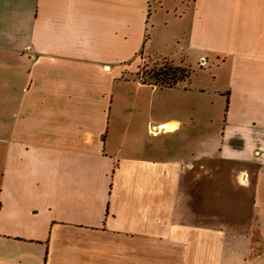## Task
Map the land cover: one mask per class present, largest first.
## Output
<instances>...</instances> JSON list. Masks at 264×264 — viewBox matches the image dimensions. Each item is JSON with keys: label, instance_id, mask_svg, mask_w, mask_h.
<instances>
[{"label": "crops", "instance_id": "crops-1", "mask_svg": "<svg viewBox=\"0 0 264 264\" xmlns=\"http://www.w3.org/2000/svg\"><path fill=\"white\" fill-rule=\"evenodd\" d=\"M171 3L164 61L215 69L203 128L146 145L111 119L149 0H0V264H264V0Z\"/></svg>", "mask_w": 264, "mask_h": 264}, {"label": "rangeland", "instance_id": "rangeland-1", "mask_svg": "<svg viewBox=\"0 0 264 264\" xmlns=\"http://www.w3.org/2000/svg\"><path fill=\"white\" fill-rule=\"evenodd\" d=\"M173 0H165L163 3V10H159L161 7V0H149L152 14L158 13L160 15L161 22L157 28L155 37V47L151 51H148L146 62H143L140 66L139 74L141 77H127L124 80H120L116 83L115 92L119 91L121 95H124L122 104L115 103L118 108L122 107L121 113L118 116H114L111 119L112 124L125 123V124H139L141 129L145 132L143 134V142L146 145L149 144H166L183 140V132L193 131L198 132V129H202L203 119H199V110L201 105L194 99L185 98L186 90L191 89L194 86L203 82V77H207V80L211 82L213 80V74L215 67L207 68L201 72L197 67L195 72H192L191 82H180L179 87L175 88H161L156 85L154 81L150 80L153 72L160 69H164L169 66L165 58L171 57L170 53H174V47L167 41V35L169 27H165L164 20L167 18L168 13H174L175 4H172ZM154 20H150L149 32H153ZM152 36V35H151ZM178 58V56H175ZM180 63L179 60L176 61ZM199 76V77H198ZM187 81V80H186ZM216 107V105L214 106ZM115 108V107H114ZM114 110V109H113ZM180 120L182 126L179 131L167 134L162 133L166 128H160L159 123L169 120ZM217 121V120H214ZM212 122V130L215 129L216 122ZM113 126V125H111ZM159 130V132H158ZM156 132V133H155ZM116 136V135H115ZM195 138V136H194ZM186 148H178L177 151L184 152Z\"/></svg>", "mask_w": 264, "mask_h": 264}, {"label": "trees", "instance_id": "trees-1", "mask_svg": "<svg viewBox=\"0 0 264 264\" xmlns=\"http://www.w3.org/2000/svg\"><path fill=\"white\" fill-rule=\"evenodd\" d=\"M189 77V70L169 64L164 69L153 72L150 80L161 88H174Z\"/></svg>", "mask_w": 264, "mask_h": 264}]
</instances>
